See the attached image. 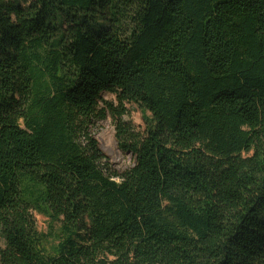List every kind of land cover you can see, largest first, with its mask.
Instances as JSON below:
<instances>
[{
	"label": "trees",
	"instance_id": "trees-1",
	"mask_svg": "<svg viewBox=\"0 0 264 264\" xmlns=\"http://www.w3.org/2000/svg\"><path fill=\"white\" fill-rule=\"evenodd\" d=\"M0 241V264H264V0H0Z\"/></svg>",
	"mask_w": 264,
	"mask_h": 264
},
{
	"label": "rangeland",
	"instance_id": "rangeland-1",
	"mask_svg": "<svg viewBox=\"0 0 264 264\" xmlns=\"http://www.w3.org/2000/svg\"><path fill=\"white\" fill-rule=\"evenodd\" d=\"M103 101L111 103L114 108L118 107L116 97L111 94H103ZM102 107V103L100 104ZM126 114L122 117V121L131 125L136 131H143L145 128L144 114L136 105L124 103ZM116 116L110 111L105 112V118L98 121L92 128V137L96 139L100 149L105 155L106 163L110 171L122 173L129 169L133 164V158L129 154H123L118 146L115 138ZM36 228L39 233L45 237V246L52 249L58 243L60 234L59 227L52 224L46 215L34 213ZM2 243L0 241V247Z\"/></svg>",
	"mask_w": 264,
	"mask_h": 264
}]
</instances>
